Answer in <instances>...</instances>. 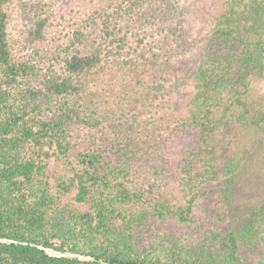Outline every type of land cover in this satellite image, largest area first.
<instances>
[{"label": "trees", "instance_id": "obj_1", "mask_svg": "<svg viewBox=\"0 0 264 264\" xmlns=\"http://www.w3.org/2000/svg\"><path fill=\"white\" fill-rule=\"evenodd\" d=\"M14 1L0 0V239L8 241L0 242V264H240L239 243L252 249L263 235L264 196L237 202L238 167L219 170L209 143L264 129L251 97L264 78V0L222 1L183 105L169 103L167 85L179 71L173 61L182 48L170 45L177 34L162 27L157 43L142 45L145 1L101 10L51 72L16 53ZM160 10L153 21L176 14L169 2ZM42 31L29 32L30 41ZM100 126L109 131L105 146L77 142L78 128ZM178 131L196 143L179 175L162 150ZM50 160L67 170L57 194ZM202 195L210 202L205 229L174 230L197 223Z\"/></svg>", "mask_w": 264, "mask_h": 264}, {"label": "rangeland", "instance_id": "obj_2", "mask_svg": "<svg viewBox=\"0 0 264 264\" xmlns=\"http://www.w3.org/2000/svg\"><path fill=\"white\" fill-rule=\"evenodd\" d=\"M143 1H145L144 16L150 23H146V33L139 30L142 45L157 43L156 34L161 33L162 27L166 30L172 25L171 30L177 34L171 37L170 45L174 49L179 47L178 51L182 48L180 55L173 61L179 71L168 76L167 85L173 92L169 103L179 101L183 105L185 97L192 93L189 70L194 68L195 61L205 44V38L215 25L223 0ZM164 1L176 7V11L172 13L176 14L172 18L167 15L169 16L167 22L165 21L167 17L157 20L161 14L160 8L165 6ZM116 4L117 0H15L9 22L12 44L16 53L26 57L31 56L41 62L49 72L58 70L56 58L62 57L65 48H72V44H76L75 34L79 31L90 32L92 21L98 20L101 10L108 12ZM153 18L157 19L153 21ZM135 20L138 21L136 18ZM41 24L43 39L30 41L32 39L28 36L29 32L35 31ZM176 77L179 80L177 82L174 80ZM175 84L178 86L176 89ZM251 97L253 102L261 105L264 111V78L253 84ZM146 118L148 119L149 115ZM76 133L79 144L91 142L105 146L106 133L109 131L104 126L103 128L100 126L95 129L78 128ZM165 139L162 150L165 153L167 166L173 174L179 175L186 165L185 160L192 158L191 151L196 143L191 136L182 131H178L177 135H167ZM209 145L214 151V159L219 165V170L229 163L238 167L237 181L241 195L237 202L243 200L247 203H258L264 196V129L257 132L242 131L235 135L227 134L225 137L218 135ZM66 171L65 166L53 160L49 161L47 174L52 194H57V181L63 179L67 174ZM173 185L179 191L178 181ZM66 203L68 200L63 201V204ZM209 203L207 195L200 196L194 210L197 223L182 228L176 224L173 226L174 230L188 234L201 228L205 229L206 222H209L208 219L205 221L203 207ZM239 260L240 264H264V232L252 249L242 242L239 243Z\"/></svg>", "mask_w": 264, "mask_h": 264}, {"label": "water", "instance_id": "obj_3", "mask_svg": "<svg viewBox=\"0 0 264 264\" xmlns=\"http://www.w3.org/2000/svg\"><path fill=\"white\" fill-rule=\"evenodd\" d=\"M0 242H6V243H7L8 241H6V240H1V239H0Z\"/></svg>", "mask_w": 264, "mask_h": 264}]
</instances>
